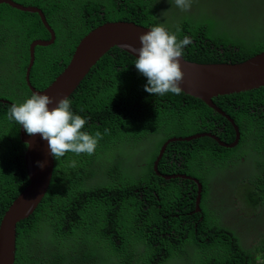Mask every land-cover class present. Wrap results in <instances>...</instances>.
<instances>
[{
	"label": "trees",
	"instance_id": "1",
	"mask_svg": "<svg viewBox=\"0 0 264 264\" xmlns=\"http://www.w3.org/2000/svg\"><path fill=\"white\" fill-rule=\"evenodd\" d=\"M14 1L43 10L56 32L55 43L36 48L31 82L37 90H44L64 70L83 37L107 22L163 25L173 33L179 28L178 40L187 36L192 41L182 56L198 64H244L264 52V0H199L207 12L211 10L208 22L207 12L193 7L167 11L164 0ZM217 9L230 16L216 14ZM50 37L38 14L0 5V67L12 73L0 74V99L22 103L33 95L24 78L30 44ZM135 61L114 48L69 98L71 110L86 118L81 131H99L102 139L92 156L68 152L60 160L54 157L53 177L42 202L17 223L15 264H264V245L259 251L249 249L207 209L210 179L222 164H240L243 158L255 164L243 182L247 201L257 210L264 208V86L213 98L239 125L237 148L201 138L171 144L162 159V174L180 173L174 170L180 164L179 169H188L203 183L202 213L190 214L196 209L197 193L188 194V182L168 180L153 170L163 145L175 135L196 132H211L232 144L237 129L200 98L183 92L148 93L147 77ZM14 65L22 68L21 74L12 72ZM16 91L25 94L13 98ZM10 107L0 103V223L29 181L24 164L17 168L16 158L21 162L27 146L20 142L21 125L7 118ZM140 140L154 143L150 172L118 175L121 168L127 173L128 147ZM14 176L25 178L18 187ZM127 221L117 232L119 223Z\"/></svg>",
	"mask_w": 264,
	"mask_h": 264
},
{
	"label": "water",
	"instance_id": "2",
	"mask_svg": "<svg viewBox=\"0 0 264 264\" xmlns=\"http://www.w3.org/2000/svg\"><path fill=\"white\" fill-rule=\"evenodd\" d=\"M0 5H8L21 12L38 14L43 25L51 33L50 39L38 38L30 44V64L26 71V81L33 94H47L55 98V102L49 105L50 109L57 106L60 99L70 98L91 70L112 49L119 47L137 59L139 53L136 50L142 47L139 37L151 29L127 21L107 22L100 25L81 39L72 60L65 69L59 76L55 77L45 90L40 91L33 87L30 81L31 70L35 62V52L37 47H48L55 42V31L48 23L43 10L38 7L25 6L13 0H0ZM180 60L181 70L185 74L181 82L182 92L194 98H200L210 108L221 113L232 122L237 129V139L232 144H228L211 132H196L186 135V137H173L164 144L156 162V171H159L160 161L165 156L169 146L175 142H191L201 138H212L221 147H237L241 137L239 125L214 102L213 98L264 86V52L244 64L237 65L198 64L186 60L183 56L180 57ZM0 103L13 105L12 102L2 99H0ZM20 140L27 145L25 166L29 182L10 204L2 218L0 256L6 257L5 264H12V259L6 251L15 248L17 223L36 211L51 184L55 167L54 156L50 151L49 143L42 138L41 134L30 135L21 126ZM38 162H42L43 167ZM158 174L162 175L160 172ZM163 177L168 180L180 178L193 181L198 189L196 209L190 214L202 213L200 204L204 187L198 178L181 174Z\"/></svg>",
	"mask_w": 264,
	"mask_h": 264
},
{
	"label": "clouds",
	"instance_id": "3",
	"mask_svg": "<svg viewBox=\"0 0 264 264\" xmlns=\"http://www.w3.org/2000/svg\"><path fill=\"white\" fill-rule=\"evenodd\" d=\"M174 2L176 6L181 8V10L186 11L189 10L191 7V0H174ZM179 31L180 29L177 28L176 33H178ZM176 33L170 32L163 25H158L152 27L150 31L140 35L139 37L142 47L136 50L138 51L139 55L137 59L135 58L136 59L135 66L140 73H142L144 76L147 77L148 82L145 85V91L155 96L156 95L163 96L167 93L179 95L182 92L181 82L183 81L185 74L181 70L180 57H182L183 48L189 45L192 41L187 36H185L183 39L178 40ZM55 39H56V34H55ZM35 60H36V56H35ZM31 74H32V70H31ZM54 102H55V98L50 97L47 94H33L30 98H27L22 103H13V105L8 110L7 118L9 120H14L15 122L23 126L26 132L30 135H35L38 133L41 134L42 138L48 141L50 151L57 160H60L68 152L76 153V155L78 156H87V155L92 156L96 154V147L98 141L102 139V134L99 131H97L94 135L89 134L86 131H81L86 124V118L82 117L79 114H75L71 110L72 102L69 98L60 99L57 103V106L50 109L49 105L53 104ZM153 149H154V143L150 140H140L136 146L128 147L129 157L137 156L135 160L137 169L128 172L126 171L127 173H124L123 169L121 168V171L119 172L118 175L137 176V175H145L149 173L152 164V159L149 157V155L152 153ZM242 160L250 161L251 164L253 165V170H254L255 164L251 160L245 158H243ZM16 161L17 162L19 161V157L16 158ZM38 163L40 164L41 167H43L42 162H38ZM25 170H26V166H25ZM153 170L160 177L169 176L162 174L160 171V167H159V171H156V163H155V167H153ZM158 172H160L162 175H159ZM28 182L29 181H26L25 184L27 185ZM110 183L114 184L115 179ZM16 197L13 198L12 202ZM128 222L129 221H127L126 223H119L117 232L127 227ZM16 241H17V233H16ZM6 252L9 253L12 259V264H15L16 245L14 249H11ZM5 262H6V257L0 256V264H5ZM171 264H176V262Z\"/></svg>",
	"mask_w": 264,
	"mask_h": 264
},
{
	"label": "rangeland",
	"instance_id": "4",
	"mask_svg": "<svg viewBox=\"0 0 264 264\" xmlns=\"http://www.w3.org/2000/svg\"><path fill=\"white\" fill-rule=\"evenodd\" d=\"M164 6L167 11L179 8L173 6L170 0H164ZM199 6V0H192L190 9ZM210 12L211 10L205 14V19L210 16ZM216 14L230 16V13L224 9H217ZM230 164L233 166L228 170L221 168L210 179L207 209L211 215L217 216L225 227L237 233L249 249L259 251L264 245V208L257 210L248 203L246 188L243 185L244 180L252 173L253 165L245 160H241L240 164ZM188 257L192 258L193 253H189Z\"/></svg>",
	"mask_w": 264,
	"mask_h": 264
},
{
	"label": "flooded vegetation",
	"instance_id": "5",
	"mask_svg": "<svg viewBox=\"0 0 264 264\" xmlns=\"http://www.w3.org/2000/svg\"><path fill=\"white\" fill-rule=\"evenodd\" d=\"M18 3V2H17ZM21 4V3H20ZM199 12L200 13H206L207 12V10L203 7V4L199 7ZM21 65V64H20ZM22 66V65H21ZM27 69V68H26ZM26 69H25V74H24V78H25V84L27 85V87L29 88V86H28V84H27V81H26ZM21 71H22V68H21V70H17V69H15V65L13 66V69H12V72L13 73H15V74H21ZM10 71L9 70H7V69H4V68H1L0 67V74H8ZM11 73V72H10ZM12 74V73H11ZM35 77H40V75H35ZM31 78H32V74H31ZM30 81H31V79H30ZM16 84V78H13L12 77V85H15ZM31 84H32V82H31ZM33 86V85H32ZM34 87V86H33ZM16 95L13 97V98H16V97H19V96H22V95H24L25 94V92L24 91H16ZM13 103V102H12ZM240 139H241V137H240ZM169 140V139H168ZM239 143H240V141H239ZM239 143H238V145H239ZM238 147V146H237ZM237 147H235V148H237ZM126 150V148L125 149H123V151H125ZM149 150V149H148ZM182 155H185V153H186V151H182V152H180ZM22 157V160H21V162H20V157H19V161H18V165H17V168H19V170H20V168H22V165L24 164V166H25V158H24V154H23V156H21ZM136 157L137 156H135V157H128V158H126L125 159V162H124V167H125V170L128 172V171H131V170H136L137 169V166H136V164H135V160H136ZM176 157V154H174V158ZM169 156L167 157V159L169 160ZM104 162H105V159H102ZM169 165H170V168H172V166H173V161H169ZM179 166H180V164L176 167V168H174V170H180V173H178V174H175V175H187V176H190V177H195V176H193V175H191V173L188 171V169H185V168H181V169H179ZM231 166H233L232 164H230V163H228V164H222V168H227V170L231 167ZM221 169V168H220ZM219 169V170H220ZM218 170V171H219ZM172 175H174V174H172ZM170 176V175H169ZM195 178H198V177H195ZM16 184H17V187L19 186V184H20V182H21V180L22 179H25V178H23V177H20V176H14V177H12L11 178ZM177 179H180V178H177ZM199 179V178H198ZM28 180H29V178H28ZM101 180H104V181H106L107 180V178L105 177V176H103L102 178H101ZM182 180H185V179H182ZM200 180V179H199ZM187 182H188V184H187V187H188V189H189V191H188V194L189 195H194L195 196V194L197 193V189H196V187H197V185L193 182V181H191V180H186ZM200 182H201V180H200ZM202 183V182H201ZM203 184V183H202ZM203 187H204V185H203ZM197 196V195H196ZM195 196V197H196Z\"/></svg>",
	"mask_w": 264,
	"mask_h": 264
},
{
	"label": "bare ground",
	"instance_id": "6",
	"mask_svg": "<svg viewBox=\"0 0 264 264\" xmlns=\"http://www.w3.org/2000/svg\"><path fill=\"white\" fill-rule=\"evenodd\" d=\"M56 33V32H55Z\"/></svg>",
	"mask_w": 264,
	"mask_h": 264
}]
</instances>
